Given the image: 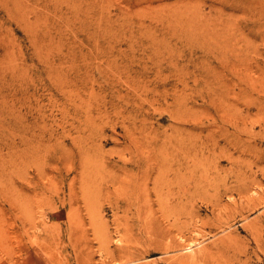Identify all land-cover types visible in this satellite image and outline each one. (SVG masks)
<instances>
[{"label": "rangeland", "instance_id": "rangeland-1", "mask_svg": "<svg viewBox=\"0 0 264 264\" xmlns=\"http://www.w3.org/2000/svg\"><path fill=\"white\" fill-rule=\"evenodd\" d=\"M0 264H264V0H0Z\"/></svg>", "mask_w": 264, "mask_h": 264}]
</instances>
